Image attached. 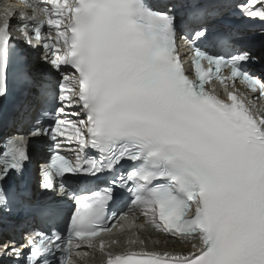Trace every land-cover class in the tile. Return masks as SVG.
Here are the masks:
<instances>
[{
    "label": "snow or ice",
    "instance_id": "snow-or-ice-1",
    "mask_svg": "<svg viewBox=\"0 0 264 264\" xmlns=\"http://www.w3.org/2000/svg\"><path fill=\"white\" fill-rule=\"evenodd\" d=\"M21 3L31 14L19 13L20 36L11 32L14 10L3 11L0 98L7 99L10 79H18L38 106L18 104L8 121L17 134L0 142V234L11 227L6 216L22 215L24 226H37L28 228L24 243H0V258L73 264L74 252L88 255L80 251L83 242L104 256L103 264H264V108L258 103L264 68L249 67L260 57L237 43L243 38L238 29L219 33L212 26L226 5ZM233 7L264 24V0ZM17 42L42 49V63L60 77L55 87L50 73L33 70ZM181 44L191 52V77ZM212 81L226 98L206 88ZM41 136L51 141L40 165L47 199L34 198L23 182L5 186L11 174L24 175L29 141ZM129 216L133 224L143 218L141 230L190 248L150 250L135 233L103 238L118 224L122 233L120 221ZM121 245L122 251H111Z\"/></svg>",
    "mask_w": 264,
    "mask_h": 264
},
{
    "label": "bare ground",
    "instance_id": "bare-ground-1",
    "mask_svg": "<svg viewBox=\"0 0 264 264\" xmlns=\"http://www.w3.org/2000/svg\"><path fill=\"white\" fill-rule=\"evenodd\" d=\"M219 2H221V4L223 5H226V7H224L226 10H229V9L235 10V7H233V5L236 3L244 2V0H219L218 3ZM27 62L33 66V70L35 72H37L39 69L42 70V69L48 68V65L35 61L34 59H28ZM27 96H30V94H28ZM148 230L150 231L151 236L148 237L147 235H144V239L147 240V243L150 242V244H148L149 249H156V250L161 249L162 251H181V250H188L190 248V245L185 246L184 244H181L176 241H172L170 244H163L160 240L161 237L159 236V233H156L154 230L150 228H148ZM157 240L160 241L159 244L154 243V241H157Z\"/></svg>",
    "mask_w": 264,
    "mask_h": 264
}]
</instances>
